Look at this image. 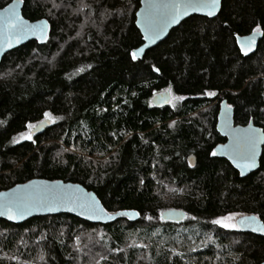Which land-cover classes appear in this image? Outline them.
I'll list each match as a JSON object with an SVG mask.
<instances>
[{"label": "trees", "instance_id": "1", "mask_svg": "<svg viewBox=\"0 0 264 264\" xmlns=\"http://www.w3.org/2000/svg\"><path fill=\"white\" fill-rule=\"evenodd\" d=\"M21 1L24 17L48 20L50 34L0 61V192L34 179L70 182L140 220H0V264L264 263L263 237L212 223L232 214L264 221V149L245 178L211 154L226 142L217 132L223 100L236 125L264 129V35L247 57L237 43L257 26L264 32V0H222L216 18L185 20L135 61L139 1ZM165 89L185 99L155 107ZM46 112L49 129L13 142ZM169 210L185 221L160 219Z\"/></svg>", "mask_w": 264, "mask_h": 264}, {"label": "water", "instance_id": "2", "mask_svg": "<svg viewBox=\"0 0 264 264\" xmlns=\"http://www.w3.org/2000/svg\"><path fill=\"white\" fill-rule=\"evenodd\" d=\"M140 2V8L136 14V26L138 30L141 32L143 38V45L138 49L134 50L133 52L137 53L136 60H143L146 53L151 49L157 47L161 42L166 40L170 35L171 31L177 27H179L185 20L193 17V16H201L206 17L208 19L216 18L222 9V0H220L219 5L217 6L215 15L208 16L206 15L205 11H196L189 9L187 14H181L176 20H171L170 17L162 16L159 18L160 29L157 34H153L151 32H146L144 20L145 16L153 10H150L148 5L149 3H169L172 0H135ZM176 2H180V0H176ZM15 4V11L16 13L25 20L29 25H35L42 21H46L47 25L45 28V34L42 39H38V34H28L26 36H22L19 39L15 35H10V33L4 28L2 23L3 18L7 15L5 13V9H7L10 5ZM23 7L24 4L21 0H14L11 4L6 6L5 8H0V61L9 54L10 52L27 45L30 42L36 41L40 44H44L50 34V23L46 19L38 20V21H30L24 17L23 14ZM164 10H160L162 13ZM241 42L245 44V48L248 47L249 43L251 42L252 51L248 52V55H253L258 46L260 41L263 38V35L256 34L255 36L253 33L246 35V36H239L238 37ZM11 40V46L8 44V40ZM239 48L241 45L238 43ZM141 49L143 51H141ZM161 94V93H160ZM160 94L156 95L155 99H152V104L155 107H166L169 106V103H165L161 100ZM167 95V93H165ZM52 126L51 120H44L43 122L39 123L33 130L32 135H42L47 129ZM249 127L256 130L258 133H264V129L256 126L254 122H250L247 126H240L235 124L234 120V108L231 107L226 100H223L220 104V111L218 114V121H217V132L226 139L224 144H220L215 148V152L217 155L216 158L223 159L228 161L233 168L240 174L242 178H245L252 173L258 171L260 169V162L261 157L263 154L264 143H260L257 147V155H256V166L250 169H244V175H241L242 169L237 167V162H234L232 159V154L230 151V146L233 144V136L236 130H247ZM189 165L191 168L196 166V157L190 156L188 159ZM239 163H243V161H239ZM15 192L18 195L30 196L36 199H42L44 202L43 204H34L30 208L23 218H17L15 220H9L7 216H0V220L6 221L11 224L20 225L25 223L26 221L39 218V217H49V216H57V215H71L76 217L80 220L91 224H101V225H108L118 221L121 218H126L130 222H137L140 220V214L134 210H124L119 212H109L103 206L101 200L97 196V194L93 191H89L84 186L80 184H74L70 182L64 181H48V180H41V179H34L24 184H19L14 186L13 188L2 191L0 194L6 193H13ZM66 195L71 197V202L68 200H61L59 199L60 196ZM0 199H4L3 196H0ZM95 201L96 205L99 208L103 209V213L99 218H94L93 214L87 211L81 205L83 204H91ZM121 212H127L129 215L120 216L117 215ZM106 214V215H105ZM138 214V215H137ZM245 217L251 218L256 217L257 220L255 223H245L241 224L240 221L243 220ZM186 219V213L182 210H169L164 212V219L165 222H171L176 224H181ZM259 225H264V221L254 215H244L241 216L237 220L238 229L245 232L251 233L256 236H260L264 238V232L261 231H252L253 227H258ZM264 264V263H262Z\"/></svg>", "mask_w": 264, "mask_h": 264}, {"label": "snow or ice", "instance_id": "3", "mask_svg": "<svg viewBox=\"0 0 264 264\" xmlns=\"http://www.w3.org/2000/svg\"><path fill=\"white\" fill-rule=\"evenodd\" d=\"M220 0H180V2H176V0H172L169 3H149L148 7L150 11L144 20L145 31L151 32L154 35L158 33L160 29L159 18L162 16L170 17L171 20H176L181 14H187L189 9L196 11H205L206 15L213 16L215 15L217 6L219 5ZM15 4L10 5L7 9H5V13L7 14L3 18L4 28L10 33V35H15L18 39L22 36H26L28 34H38L37 38L42 39L45 34V28L47 25L46 21H42L35 25H29L25 20H23L15 11ZM160 10H164L162 13ZM256 34L264 35V32H261V28L257 26L253 29V35ZM9 46H11V40L8 41ZM237 43L241 45V52L244 55H248V52L252 51L251 42L248 47L245 48V44L241 42L239 38H237ZM141 51H143L141 49ZM132 60H136L137 53H131ZM167 93V95H165ZM209 96H214L216 93L209 92L207 93ZM156 96H153L155 99ZM160 98L165 103L172 104L173 107L176 106V102L184 100L183 96H176L171 93V89H165L164 93L160 94ZM45 118L48 120H52V116L50 113L44 114ZM54 122V121H53ZM29 129L35 127L32 124L27 126ZM21 139L31 140L32 135L31 132L21 133ZM17 143L19 141H13ZM260 143H264V133H258L256 130L249 127L247 130H236L233 136V144L230 146V151L232 154V159L234 162H237L236 166L242 169L241 175H244V169H250L256 166V155H257V147ZM213 156H216L217 153L214 151L211 153ZM239 161H243V163H239ZM4 199H0V216H7L9 220H15L17 218H23L24 215L30 211V208L34 206V204H43L42 199H36L30 196L18 195L15 192L0 194ZM61 200H68L71 202V197L66 195H62L59 197ZM87 211L93 214L94 218H99L103 213V209L99 208L95 201L91 204H83L81 205ZM106 215V214H105ZM117 215L126 216L129 215L127 212H121ZM138 215V214H137ZM147 219L151 220L152 217H147ZM160 219H164V213L161 212ZM234 216L222 217L219 220L212 221L213 224H218L222 228L227 229H236L238 226L236 223H228L226 221L234 220ZM257 220L256 217H245L240 221L241 224L245 223H255ZM252 231H261L264 232V225H259L258 227H253Z\"/></svg>", "mask_w": 264, "mask_h": 264}, {"label": "rangeland", "instance_id": "4", "mask_svg": "<svg viewBox=\"0 0 264 264\" xmlns=\"http://www.w3.org/2000/svg\"><path fill=\"white\" fill-rule=\"evenodd\" d=\"M162 93H164V92H162ZM52 121H54V119H52ZM32 125H34L35 127L37 126V124H32ZM35 127H33L32 129H27L26 130V132H24V133H28V132H31L32 133V130L35 128ZM32 135V134H31ZM32 138H33V136H32ZM18 141H26V140H24V139H21V135L18 137V139H17ZM228 216H234L235 217V219L234 220H232V221H226V222H228V223H236L237 224V220L242 216V215H239V214H232V215H228ZM228 216H226V217H228ZM221 219V218H220ZM219 220V219H218ZM218 225V224H217ZM218 226H220V225H218ZM238 228V227H237ZM236 228V229H237ZM224 229H227V228H224ZM228 230H235V229H228Z\"/></svg>", "mask_w": 264, "mask_h": 264}, {"label": "bare ground", "instance_id": "5", "mask_svg": "<svg viewBox=\"0 0 264 264\" xmlns=\"http://www.w3.org/2000/svg\"><path fill=\"white\" fill-rule=\"evenodd\" d=\"M156 96V95H155ZM189 159V158H188Z\"/></svg>", "mask_w": 264, "mask_h": 264}]
</instances>
